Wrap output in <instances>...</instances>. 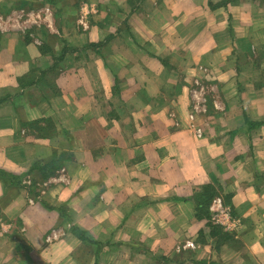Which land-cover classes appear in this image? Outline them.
<instances>
[{
	"label": "crops",
	"instance_id": "1",
	"mask_svg": "<svg viewBox=\"0 0 264 264\" xmlns=\"http://www.w3.org/2000/svg\"><path fill=\"white\" fill-rule=\"evenodd\" d=\"M222 1L0 0V264H264V0Z\"/></svg>",
	"mask_w": 264,
	"mask_h": 264
},
{
	"label": "trees",
	"instance_id": "2",
	"mask_svg": "<svg viewBox=\"0 0 264 264\" xmlns=\"http://www.w3.org/2000/svg\"><path fill=\"white\" fill-rule=\"evenodd\" d=\"M227 1L229 0H223L222 2L220 3H217V4H212L210 3V6L211 7H215L216 5H225L227 3ZM26 83H32L34 84L35 81H29V82H26ZM248 125L249 127H259L261 126V123H258V122H250L248 121ZM57 162H59L57 160ZM58 165V164H57ZM5 175V174H4ZM220 192H221V189L218 188V187H214L212 185H206L203 187L202 191L200 193H198L195 197V201H196V204H197V210H196V216L197 218L199 216L201 217H206L208 218L209 214H208V210H209V205L211 203V201L218 195H220ZM224 203L230 205V195H226V198H224ZM60 210V209H59ZM61 213H64V210L61 211ZM232 213V211H231ZM211 226V234L212 235H215V236H218V235H221V234H227L225 233L224 231H222V228L218 225H210ZM73 231L77 234V236L81 239H84V240H89L85 234L80 231L77 227H73ZM222 238V237H221ZM90 242H93L90 240Z\"/></svg>",
	"mask_w": 264,
	"mask_h": 264
},
{
	"label": "built area",
	"instance_id": "3",
	"mask_svg": "<svg viewBox=\"0 0 264 264\" xmlns=\"http://www.w3.org/2000/svg\"><path fill=\"white\" fill-rule=\"evenodd\" d=\"M203 88L200 86V83L196 81L193 89H192V96L195 102V109H197L198 105L204 103L205 99L203 98L202 94ZM192 118V114L190 115ZM201 129L197 128L196 133L198 136L201 135ZM215 202L218 204V208L212 214L210 220L213 224L220 226L226 232L236 231L239 226V220L234 218L231 213V210L227 206H222L220 199H216ZM56 236L55 233L52 234V238ZM186 245H192V243H187Z\"/></svg>",
	"mask_w": 264,
	"mask_h": 264
},
{
	"label": "rangeland",
	"instance_id": "4",
	"mask_svg": "<svg viewBox=\"0 0 264 264\" xmlns=\"http://www.w3.org/2000/svg\"><path fill=\"white\" fill-rule=\"evenodd\" d=\"M141 0H136V1H133V0H128V2L129 3H132V5H133V7H135V3H139ZM31 12H33L34 13V18L36 19H38V21H40L41 19H42V15L44 16L45 15V10H41L40 11V9L38 10H33V11H27V12H25V13H31ZM38 14L37 16H35V14ZM27 14H25V16H26V18H27ZM33 19V18H32ZM41 33V38H42V36H43V33L42 32H40ZM46 35V34H45ZM46 37H47V35H46ZM2 39V36L0 35V40ZM42 40V39H41ZM36 41H38V40H36ZM39 51L42 53V54H44V55H50V54H52V52L51 51H49L47 48H45L44 46H41L40 48H39ZM49 67V66H48ZM55 71L54 70V67L52 66V67H49L48 69H40L39 71H41L40 73H35L36 71L34 70V67H30V69H29V71H28V73H27V75L25 76V77H23V78H25L26 80H23V81H25V82H29V81H35V83H34V87H36V88H38L37 86H35V85H38V86H40V84L42 83V84H44V83H49V81H50V79H48V77H49V74H51V73H48L49 71ZM30 76V77H29ZM23 78H20V79H23ZM200 83V86L203 88V91H202V93H203V98L205 99V101H204V104H206L207 102L208 103H210V101L212 100V99H216V97H210L209 95V97L208 98H205V96H206V90H205V87H204V85L201 83V81L199 82ZM49 85H50V83H49ZM53 86V85H52ZM194 87V86H193ZM193 87H192V89H193ZM217 100V99H216ZM59 165L60 164H62V162H60V163H58ZM43 179H45L44 177H43ZM40 184H42V182H40ZM234 218H236V217H234ZM236 219H238V218H236ZM222 231H224L225 233H227V235H228V233H233V232H235V231H232V232H226L225 230H223L222 229ZM226 234H221V235H218V237H224Z\"/></svg>",
	"mask_w": 264,
	"mask_h": 264
}]
</instances>
